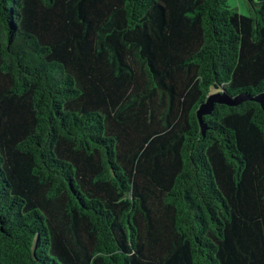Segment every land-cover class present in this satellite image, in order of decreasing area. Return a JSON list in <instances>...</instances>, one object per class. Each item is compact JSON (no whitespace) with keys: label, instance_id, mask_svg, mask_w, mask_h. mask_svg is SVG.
I'll list each match as a JSON object with an SVG mask.
<instances>
[{"label":"trees","instance_id":"trees-1","mask_svg":"<svg viewBox=\"0 0 264 264\" xmlns=\"http://www.w3.org/2000/svg\"><path fill=\"white\" fill-rule=\"evenodd\" d=\"M249 2L0 0V264H264Z\"/></svg>","mask_w":264,"mask_h":264},{"label":"water","instance_id":"water-1","mask_svg":"<svg viewBox=\"0 0 264 264\" xmlns=\"http://www.w3.org/2000/svg\"><path fill=\"white\" fill-rule=\"evenodd\" d=\"M246 99H248V98L243 97V96L232 98L231 96H229L225 92L210 96L208 101L206 103H204L203 105H201L200 109L198 110V118L201 122V127L203 129V132L206 128H205V125L202 123V118H203V116L210 115L213 112L216 104L227 105V106H236V105L240 104L241 102L245 101ZM255 100L257 102H260L262 104V106H264V97L263 96H260V97L256 98Z\"/></svg>","mask_w":264,"mask_h":264},{"label":"rangeland","instance_id":"rangeland-1","mask_svg":"<svg viewBox=\"0 0 264 264\" xmlns=\"http://www.w3.org/2000/svg\"><path fill=\"white\" fill-rule=\"evenodd\" d=\"M228 5L235 9L239 14L248 16L250 15V2L249 0H228Z\"/></svg>","mask_w":264,"mask_h":264}]
</instances>
